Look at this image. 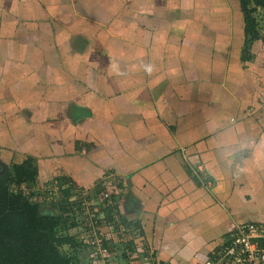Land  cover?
<instances>
[{"label": "crops", "instance_id": "1", "mask_svg": "<svg viewBox=\"0 0 264 264\" xmlns=\"http://www.w3.org/2000/svg\"><path fill=\"white\" fill-rule=\"evenodd\" d=\"M246 40L240 0H0V162L34 158L35 186L86 193L104 229L108 185L105 244L135 224L157 264H202L264 225V41Z\"/></svg>", "mask_w": 264, "mask_h": 264}, {"label": "trees", "instance_id": "2", "mask_svg": "<svg viewBox=\"0 0 264 264\" xmlns=\"http://www.w3.org/2000/svg\"><path fill=\"white\" fill-rule=\"evenodd\" d=\"M240 1L246 17V43L255 39L264 41L251 0ZM252 3L264 8V0H252ZM37 176L34 158L11 166L0 162V264H78L77 249L83 244L60 230L61 217L43 211L23 190H13L35 184ZM63 193L68 195L69 190L65 188ZM65 245L73 251L62 252Z\"/></svg>", "mask_w": 264, "mask_h": 264}, {"label": "built area", "instance_id": "3", "mask_svg": "<svg viewBox=\"0 0 264 264\" xmlns=\"http://www.w3.org/2000/svg\"><path fill=\"white\" fill-rule=\"evenodd\" d=\"M26 186V185H23ZM25 194L29 199L33 198L30 191H36L39 202L55 201L56 193L62 194L61 185L55 181L50 185L35 187V189L25 188ZM123 188H118V193L122 194ZM125 192V191H124ZM114 191L108 187L105 188L103 198L106 208H114L113 219L108 220L106 228L115 221H119L118 213L119 206L117 200L113 199ZM80 207L76 213H81L83 219H86V231L82 242L86 245L89 257L96 262L98 259L110 256V249L105 244V239L101 236L104 229V224L98 225L96 221V208L90 211L94 206L93 202L88 201L86 193H79L74 195L73 199ZM36 203H38L36 201ZM116 207V209H115ZM76 211V209H73ZM72 215V214H71ZM113 226V225H112ZM120 227H123L120 225ZM259 239H264V225L257 224H241L236 225L233 231L229 234L224 246L217 252L216 258H207L202 264H264V245L258 242Z\"/></svg>", "mask_w": 264, "mask_h": 264}, {"label": "rangeland", "instance_id": "4", "mask_svg": "<svg viewBox=\"0 0 264 264\" xmlns=\"http://www.w3.org/2000/svg\"><path fill=\"white\" fill-rule=\"evenodd\" d=\"M250 5L254 9L253 15L256 17L257 23H258V29L259 32L264 38V8L261 7H255L254 3H251ZM25 188L35 189V184H31L29 186H21L19 188H13L14 191L19 190H25ZM24 191V192H25ZM33 195L32 199H29L32 203L38 202L40 204L41 209L45 212H53L57 216H60L63 222V225H60V230L65 233L67 232V229H65V226L69 228L73 227V225L77 226L73 229V234L77 235V240L83 238L81 237V234L84 233L83 230L86 228V219H83L82 214L76 213V211L80 210V206L76 204V202L73 200L72 196L67 197V194L65 196L63 194H59L58 192L54 196V198L58 199L57 202L55 201H46V202H39V196L37 197L36 191L32 192ZM70 194V193H69ZM30 198V197H29ZM73 209H76L74 211ZM73 210V211H72ZM72 214V215H71ZM68 225H67V221ZM132 224H123L124 230L118 229L116 231V234L114 233L113 236H110L108 238V243L106 244L107 247H110V256H107L106 258L98 259L96 262L92 261V259L89 257V254L86 253V248L82 247L81 256L78 257V264H157L156 259L152 258L151 256L148 258L146 254L139 252L138 248H142L143 241L139 240V234L140 230L138 226L134 227ZM109 229H103V232H107ZM65 231V232H64ZM137 240V241H136ZM137 246V247H136ZM79 249V248H78ZM77 249V251H78ZM85 249V250H83ZM62 252H69L71 253L73 250L71 247L65 245L61 248ZM81 250V249H80ZM79 255V252L78 254ZM154 256V255H153ZM155 260V262H154Z\"/></svg>", "mask_w": 264, "mask_h": 264}, {"label": "clouds", "instance_id": "5", "mask_svg": "<svg viewBox=\"0 0 264 264\" xmlns=\"http://www.w3.org/2000/svg\"><path fill=\"white\" fill-rule=\"evenodd\" d=\"M143 69H144L145 72L151 73L152 70H153V66L151 64H145V65H143ZM232 155H233V153H230L227 150H224V151L221 152L222 158L228 163L231 162V156Z\"/></svg>", "mask_w": 264, "mask_h": 264}]
</instances>
